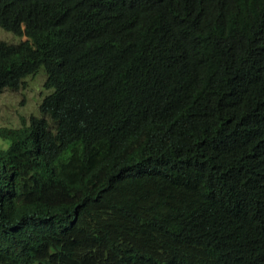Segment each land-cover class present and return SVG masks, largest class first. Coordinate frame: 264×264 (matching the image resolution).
Instances as JSON below:
<instances>
[{"label":"trees","instance_id":"trees-1","mask_svg":"<svg viewBox=\"0 0 264 264\" xmlns=\"http://www.w3.org/2000/svg\"><path fill=\"white\" fill-rule=\"evenodd\" d=\"M0 264H264V0H0Z\"/></svg>","mask_w":264,"mask_h":264},{"label":"rangeland","instance_id":"rangeland-1","mask_svg":"<svg viewBox=\"0 0 264 264\" xmlns=\"http://www.w3.org/2000/svg\"><path fill=\"white\" fill-rule=\"evenodd\" d=\"M0 38L17 43L26 36L19 35L0 27ZM46 71L41 67L38 72L25 78V85L12 90L5 89L0 93V128L17 126L20 118H29L39 114V107L45 96L53 91L45 86Z\"/></svg>","mask_w":264,"mask_h":264}]
</instances>
